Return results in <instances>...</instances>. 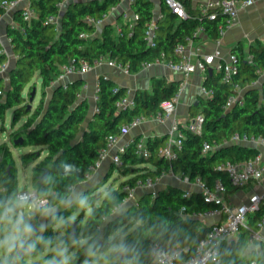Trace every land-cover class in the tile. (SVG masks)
Here are the masks:
<instances>
[{"label":"trees","instance_id":"trees-1","mask_svg":"<svg viewBox=\"0 0 264 264\" xmlns=\"http://www.w3.org/2000/svg\"><path fill=\"white\" fill-rule=\"evenodd\" d=\"M1 1L0 14L4 12ZM67 1L31 0L37 17L29 22L22 20L20 10L14 12L19 26L8 31L12 52L16 56L14 66L8 72V89L0 76V122L5 111L10 108L12 125L20 118H25L23 124L10 132L11 144L22 136V146H41L47 151L45 157L33 168V180L38 194L47 197V203L38 207V211L43 207H50L55 212L46 215V229L38 241L39 250L31 256L52 246L55 241L60 242L63 248H70L66 256L59 258L60 264H84L87 261L100 262L94 264H152L150 244L153 241H164L171 248L182 247L184 255H187L207 227L202 226L198 219L181 215L179 209L182 206L188 211L208 209L209 205L203 203L199 192L191 191L189 197H184L183 188L169 185L157 190L155 195L143 193L138 197L137 205H128L125 213H120V210L113 213V209L125 198V193L121 190L124 184L133 185L136 179L148 176L156 179L170 170L179 177L187 176L190 181L198 177L209 186L220 178L228 193L240 189L232 186L227 175L218 171L216 166L227 160L243 162L259 153V149L231 143L203 154L202 144H220L230 139L234 133L264 138V88L250 85L258 80L259 70L264 69V42H254L249 47L248 54L244 53L240 45L231 50L236 55L238 65V72L232 75L231 81L221 80V76L214 71L206 73L203 86L211 89L212 94L201 98L189 111V118L199 113L203 115L202 133H191L180 126L184 137L175 160L168 161L158 156L164 139H147L152 152L147 159L137 158L132 148H129L122 155L121 166L110 165L111 173L116 168L122 176L128 177L120 182L118 188L101 194L103 197L98 205L95 204L92 192L83 193V198L89 196L91 208L84 219L82 215L72 217L74 208H61L58 205L66 202L73 187L82 183L91 173V166L105 146L106 138L111 134H118L122 125L136 116L149 118L159 113L160 103L177 94L180 81L153 77L149 89H136L133 92V108L117 109L115 101L124 95L126 88L100 75L98 99L94 109H90L87 98L81 91L85 82L83 78L66 81V87L61 83H54L62 67L81 59L91 64L95 58L103 55L119 65H127L131 73H136L141 70L144 62L154 61L161 53L177 60L179 56L174 53V48L177 44L184 43L186 36L195 39L198 26L204 28L208 37L220 38L224 16L208 19L199 9L192 8L188 0H181L186 9V17H178L161 1L164 17L154 19L151 0H132L131 6L138 18L131 31L121 17L117 18L116 23L120 24L121 30L116 32L115 24L107 23L97 29L86 22L87 15L102 17L114 4L113 0H93L72 2L63 9V16L59 15L58 22H48V16H58L57 4ZM222 18L223 22L219 25ZM153 19L155 46H150L145 39V29ZM248 55L252 58L251 62L247 60ZM5 60L6 54L1 52L0 45V67ZM36 76L40 79V96L35 106H32L30 95L37 87L34 81ZM239 89L243 90L244 104L223 109L228 96L238 94ZM35 155L34 152L24 153L20 155L21 162L33 160ZM14 163L7 142L0 143V213L15 204V196L19 191ZM45 168L49 169V174L41 184H37V177ZM261 215H264V204L254 221ZM60 221H63V233L54 237L51 228ZM128 221L129 226L139 223L122 241L109 239L110 235ZM73 225L75 231L72 233ZM249 246L247 231L241 233L235 241L223 244V264H246L250 259L264 264V244L261 245V256H256L253 250H249ZM105 251V256L93 255ZM21 252L22 249H18L13 255L0 260V264H27L25 258L29 256L22 257ZM104 261L107 263H103Z\"/></svg>","mask_w":264,"mask_h":264},{"label":"built area","instance_id":"built-area-1","mask_svg":"<svg viewBox=\"0 0 264 264\" xmlns=\"http://www.w3.org/2000/svg\"><path fill=\"white\" fill-rule=\"evenodd\" d=\"M166 6L175 13L178 17H186V9L181 0H161ZM255 0H217L209 1L200 6L199 10L202 14L206 15L208 19H216L219 15L224 16V25L220 26L221 34L224 27L230 25L237 17L238 11L241 8L249 7L253 5ZM65 2L57 4L59 14L58 16H48V22H58V17L63 9ZM1 6L4 12L0 14V19L3 14L8 11L20 9L21 18L23 21L29 22L32 18L37 17L36 12L32 9L31 0H2ZM113 7H110L108 12L102 17L96 18L90 15L85 17L86 22L92 24L97 29L103 27L108 22V16ZM163 14H160L157 18H163ZM138 18V15L134 13H122V21L128 25V30L131 31L134 25V21ZM156 18V19H157ZM116 32L121 30L119 23L115 24ZM23 31V30H22ZM204 28L198 26L195 34L204 33ZM87 37V35H82ZM155 20H151L147 23L145 29V39L150 46H155ZM193 38L186 36L184 43H179L174 48V53L179 56L177 60L167 58L163 53L157 57L154 61H146L142 64L141 69H148L154 65H164L171 71L181 73L184 76L196 70L200 71L204 75L208 72V68L211 67L212 71L221 76L223 81H231L232 75L238 72V65L236 64V55L232 52L228 55L227 61L220 60V52L216 50L212 54L198 55L195 61L191 60L190 54L186 53L187 45H191ZM251 56H247V60L251 62ZM109 65L113 67L121 68L125 73H130L127 65H119L114 60L109 59L103 55L95 58L90 64L85 60H79L77 62H70L64 65L61 69V73L55 78V82L61 83L66 87V80L69 76L84 77L92 69L101 67L102 65ZM5 69L4 63L0 67V71ZM99 77V76H98ZM96 77L94 82L93 99H98V92L100 90V79ZM261 79H264V69L259 70V78L257 81L250 85L255 86ZM86 88L84 83L81 86V91ZM237 88V87H236ZM260 88H264V81L261 82ZM181 86L177 94L169 100H164L160 103L161 111L153 117L157 121H164L165 118L173 114ZM201 93L204 97H209L212 94V90L206 86H201ZM240 89L238 94H230L226 99L223 109L227 110L233 105H243L244 100L240 95ZM135 102L133 100V92L130 89H126L123 96L119 97L115 101L117 109L133 108ZM146 117L140 115L134 117L129 123L122 125L118 134H111L106 138L105 146L100 150L97 160L91 166V173L96 171L104 161H109L110 165L119 167L122 165V155L126 153L129 148H132L133 154L137 158L147 159L151 157L152 152L147 145V138L144 136H129L123 142L121 139L129 133L132 128L139 126ZM204 117L202 114H196L194 117L189 118L183 123L174 122L170 133L164 142V144L158 150V156L173 161L178 157V153L182 147V139L184 134L181 131V127L185 128L191 133L201 134L203 130ZM231 143H240L250 145L259 149V153L255 156L243 161L232 162L224 161L216 166L218 171H222L227 175L229 183L240 189L246 186L259 185L264 190V159L260 149L264 148V138L254 137L248 135H239L234 133L230 139L224 140L222 143H209L204 142L202 144V153L208 154L211 151L219 148L223 145ZM90 173V174H91ZM170 175L176 176L171 170L167 172ZM87 175V178L90 176ZM162 176V175H161ZM160 176V177H161ZM152 179L151 177L138 178L133 185L124 184L121 190L125 193L124 200L113 209V213L124 205H137L138 197L136 192L140 188H146L151 190L155 195V186L159 178ZM185 182L192 184L197 190L186 189L184 197H189L191 191H197L201 194L203 203L208 204L209 208L206 210H191L188 211L185 206L179 209V213L185 217L198 219L202 226H206L207 230L199 237L191 251V253L184 255V248L182 247H169L164 241H153L150 244V253L152 256V264H223L221 259V246L225 243H231L232 240L239 238L240 234L247 231L248 240L250 246L253 248L256 256H261V245L264 244V215H261L259 219L254 221L255 215L259 212L262 204H264V192L261 194L257 192H251L246 200L239 203H231L227 197L229 195L227 187L224 182L217 178L212 186L207 185L200 178H195L190 181L187 176L179 177ZM29 196V202H35L36 207H42L40 201H46V195H39L37 189L23 188L16 193L15 199L21 196ZM208 221H210L208 223ZM253 224L256 226L254 227ZM256 241V244L253 242ZM18 250V249H17ZM16 250V251H17ZM22 264V263H16ZM239 264V263H236ZM246 264H258L255 259H250Z\"/></svg>","mask_w":264,"mask_h":264},{"label":"crops","instance_id":"crops-1","mask_svg":"<svg viewBox=\"0 0 264 264\" xmlns=\"http://www.w3.org/2000/svg\"><path fill=\"white\" fill-rule=\"evenodd\" d=\"M114 4L110 7H113V10L110 11L108 16V22L112 24H116L117 18L121 17L122 13H134V10L131 6L132 0H113ZM153 3V16L156 19L161 11V0H151ZM189 5L192 8L199 9L201 5L209 2V1H217V0H188ZM123 22V21H122ZM223 22L220 21L219 25ZM19 26V22L14 18V12L8 11L3 14L0 19V45L1 52L6 54V60L4 62L5 69L0 71V76L2 78L3 83L5 84V88L9 86V69L14 66L16 56L12 52L11 38L9 37L8 31L15 27ZM256 41L264 42V0H255L254 4L249 7H244L239 9L238 15L236 19L228 26L224 27L220 38L212 39L208 37L205 32L199 33L195 39H193L191 45H187L186 53L190 54L191 60L195 61L198 55L204 54H212L216 50L220 52V60L227 61L228 55L231 50L236 46L240 45L244 51V53L248 54L249 47ZM103 75L108 79H111L116 83V85L130 89L134 92L136 89H149L151 87V82L153 77H165L168 80L175 79L180 81V93L178 97V102L176 104L175 110L172 115L165 118L164 121L160 122L152 118H146L139 126L132 128L127 135H125L121 141L123 142L129 136H144L148 138H159L164 139L166 141L171 127L174 122L183 123L189 118L190 109L197 105L199 100L204 97L201 93V86H203V81L205 75L200 71L196 70L194 72L189 73L184 76L181 73H176L171 71L164 65H154L148 69H141L136 73H125L119 67H113L109 65H102L101 67L92 69L88 72L84 77V83L86 84V88L82 91V95L87 98V101L90 105V109H94L95 101L93 99V91H94V82L95 78ZM80 76H69L67 80H71L73 78H77ZM261 82L257 83L255 87L260 88ZM253 86V85H252ZM38 87V85H37ZM37 87H36V95H37ZM242 91H240V95H242ZM40 96H35V101L37 103ZM12 110V108L8 109ZM25 118H20L17 123L19 126L23 124ZM11 124V129L8 131V136L6 138L7 144L11 145L9 134L14 129L18 128ZM5 142V141H3ZM2 143V142H0ZM14 145V144H13ZM11 153L14 150L16 155L20 157V154L15 149H11ZM46 151V149H45ZM262 154V159H264V148L260 149ZM47 154V153H46ZM13 156V155H12ZM146 166L153 168V166L149 164H145ZM110 167L109 161H104L101 166L90 174L88 178H86L82 183L73 187L72 192L70 194L71 197L79 198L82 196L84 191L88 189L89 185L96 184L99 179L105 176V173L108 172V168ZM179 177V175H176ZM121 182L125 180L127 176L121 175ZM175 177L168 173H163V175L159 178L156 183L155 190L166 188L169 185L175 184ZM250 188V192L246 195L242 193V189L234 193H229L227 199L231 203H239L241 201L246 200L247 196L253 191L257 192V189L261 188L259 185L246 186ZM191 190H197L196 187H189ZM262 189V188H261ZM150 191L146 188H140L136 192V196L139 197L145 192ZM264 191V190H262ZM69 199V198H68ZM68 201V200H67ZM66 201V202H67ZM100 203V202H99ZM210 221H208L209 223ZM262 233H264V229H262ZM235 241V240H232ZM249 250H253L251 246H249ZM255 253V252H254Z\"/></svg>","mask_w":264,"mask_h":264},{"label":"rangeland","instance_id":"rangeland-1","mask_svg":"<svg viewBox=\"0 0 264 264\" xmlns=\"http://www.w3.org/2000/svg\"><path fill=\"white\" fill-rule=\"evenodd\" d=\"M66 8V3L63 5V9ZM62 9V10H63ZM34 81L37 83L38 87H37V95H39V89H40V79L38 76H36L34 78ZM32 106H35L36 101L35 99H33V101L31 102ZM11 122H12V110H6L5 111V115L3 120L0 122V142L5 141L6 142V138L8 136V131H10L11 129ZM16 126H19V123L16 124ZM9 148H13L16 151H18V153L20 155L27 153V152H34L35 158L33 160H28L26 163H22L21 162V158L19 156L16 155V152L13 150L12 151V155L15 161V167H16V177H17V184H18V188L19 190L23 189V188H28V189H35V182L33 180V168L35 165H37L46 155L47 151H45V148L41 147V146H22V145H10L9 144ZM108 172L105 173V176L102 177L101 179H99V181L94 184V185H89L88 189H86L84 191V194L88 193V192H92L91 195H93L95 198V204L98 205L99 202L101 201L103 195L101 196V194H103L104 192H106L109 189H116L118 188L120 182H121V174L118 172V170L115 168L112 173L110 172V167L107 169ZM109 176L107 178V180L105 181V183H102L103 180L106 179V177ZM175 178V184L174 186L183 188L184 190L189 189V187H193L192 184H189L187 182H185L183 179L179 178L178 176H174ZM250 188L248 187H244L242 188V193L243 194H248L250 192ZM262 189L259 188L257 189V193L261 194ZM40 195V194H39ZM83 198V194L82 196H80L79 198L77 197H69L67 202H64L60 205H58V207H68V208H74V212H72L71 216L72 217H77L78 215H82L83 219L85 218V216H87V213L89 212L90 208H91V203L89 202V196L86 195L83 199H85L86 203L84 206H81L79 201L80 199ZM17 200H15L16 203ZM77 205V208H75ZM130 205L129 203L122 206L119 210L120 213H125V209L127 208V206ZM39 208L35 207L34 209H29V208H20L17 207L16 208V214L23 212L24 213V217H25V222L30 224L32 229H33V233L32 235L25 241L26 247L27 248V244H31V243H35V247L32 250L31 254H28L29 257L25 258V262L27 264H50V262H52V264H60L59 258L66 256L67 253L69 252L70 248L68 247H64L62 246V244H60V242L55 241L54 244H52V246L47 247L46 249H44L43 251L36 253V255L31 256L35 251L39 250V246H38V241L41 240L42 237V232L46 229V215L42 214L41 211H38ZM118 210V211H119ZM4 216V212L0 213V217ZM15 214H13V220L15 219ZM63 221L58 222L57 224L53 225V227L51 228L52 234L54 235V237H58L59 235H61L63 233L62 231V225ZM139 222L134 223L132 226H129L130 221H128L127 223H124L122 226H120L118 228V230L113 233L112 235L109 236L110 238H113L114 240H119L122 241L125 236L127 234H129L130 230L132 228H134ZM38 230V232H36ZM12 231L11 225L8 223L7 219H3L0 220V241L4 240L6 236H8ZM83 240H80V242H82ZM112 247H115V245H113ZM17 250V249H16ZM16 250H14L13 252L9 253L6 249V247H0V260H3L5 257H8L10 255H13ZM107 254V251L105 252H98L96 254H93L94 256H105ZM58 262V263H57ZM62 262V261H61ZM94 263H100L99 261H87L84 264H94ZM103 263H107L106 261H104Z\"/></svg>","mask_w":264,"mask_h":264},{"label":"clouds","instance_id":"clouds-1","mask_svg":"<svg viewBox=\"0 0 264 264\" xmlns=\"http://www.w3.org/2000/svg\"><path fill=\"white\" fill-rule=\"evenodd\" d=\"M81 206H84L86 201L81 198L79 201ZM41 205L46 204V201H40ZM29 208L34 209L36 207L35 202H29V196H21L16 203L10 207H7L4 212V216L0 217V220L7 219L8 223L11 225V233L5 237L4 240L0 241V247H6L9 253L16 249H25V241L32 235L33 229L30 224L25 222L24 213L20 212L16 214V208ZM42 214L48 215L55 212V209L50 207H43L41 209ZM13 214H15V219L13 220ZM35 247V243L27 245L26 250L32 251ZM52 264V262H50Z\"/></svg>","mask_w":264,"mask_h":264},{"label":"water","instance_id":"water-1","mask_svg":"<svg viewBox=\"0 0 264 264\" xmlns=\"http://www.w3.org/2000/svg\"><path fill=\"white\" fill-rule=\"evenodd\" d=\"M82 1H93V0H68L67 2H66V6H69L72 2H82ZM18 10H20L19 8L18 9H15V10H13V12H15V11H18ZM63 13H64V11L62 10L61 12H60V17H62L63 16ZM107 23H109V22H107ZM107 23H105V24H107ZM104 24V25H105ZM103 25V26H104ZM13 67V66H12ZM12 67H10V68H12ZM10 70V69H9ZM208 73L210 74V73H212V68L211 67H209L208 68ZM262 81H264V79H261L260 80V82H262ZM9 88V86H7V88L6 89H8ZM35 93H36V89L34 88L33 90H32V92H31V95H30V102H32L33 101V99H34V96H35ZM30 104L28 105V108H30ZM23 140H24V138L21 136V137H19V138H17L16 140H14V145H18V144H20V145H22V143H23ZM253 146V145H252ZM49 174V169L48 168H45L44 169V171H43V173L42 174H40L38 177H37V180H36V183L37 184H41L42 182H43V180L47 177V175ZM147 193H149V194H152L153 192L150 190V191H148ZM72 233L75 231V225H73V227H72ZM257 242L256 241H254L253 242V244H256ZM32 253V251H27L26 250V248L25 249H22V252H21V256L22 257H24V256H26V255H28V254H31Z\"/></svg>","mask_w":264,"mask_h":264}]
</instances>
